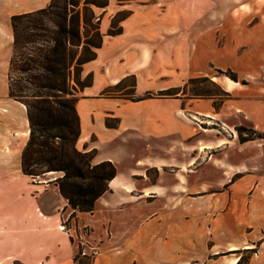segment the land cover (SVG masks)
I'll use <instances>...</instances> for the list:
<instances>
[{"label":"crops","instance_id":"0c3cea01","mask_svg":"<svg viewBox=\"0 0 264 264\" xmlns=\"http://www.w3.org/2000/svg\"><path fill=\"white\" fill-rule=\"evenodd\" d=\"M256 1L234 0L231 4L233 6L221 13H230L231 7L235 6H239L241 10L240 6L244 5L243 9H246L248 5H254ZM203 3L200 5L205 7ZM128 5L132 11L123 21L124 32L117 34L107 32L108 20L107 29L103 33V43L98 48L96 58L84 63V74L92 71L94 80L91 85L81 90L82 96L77 102L82 123L81 135L77 142L78 147L88 150L96 148L95 162L109 159L117 166V173L109 180V189L98 197L92 210H87L91 213L96 211L99 204L106 207L105 209L123 211L131 203L148 199L151 193L154 198H162L165 201L164 205L176 209L180 207V201H176L175 198L167 201L163 194L168 192L169 196L174 197L175 195L170 192L179 191L186 184L182 181H168L170 177L166 174L167 166L183 163L192 165L197 158V154L193 152H198L196 150L199 147L204 149L217 146L221 147L222 151L226 152L225 154L229 155L232 152L239 157L240 148H235V145L242 146L257 138L242 141L237 126L244 124L238 123L235 126L238 135L234 133L233 137L229 138L226 135L208 132L210 137L201 139L202 145L192 151L191 148L184 150L172 144L199 131L201 124L192 123V117H189L186 112L192 113L193 118L203 115L210 120L225 119L224 109L217 108L214 103H210V98L206 99L205 104L201 98L187 105L188 103L184 102L185 98L181 95L164 96L154 93L180 86L181 82L192 75L195 69L193 65L190 67L186 56L193 46H195L193 52L197 54L195 66L202 64L208 57L213 58L209 56L206 49L211 45L215 47L214 35L210 32L216 30L218 26L211 23V18L204 20L205 14L208 15L207 10H203L206 8L201 7V10L198 9L199 7L188 8L182 4V0H132ZM34 8L37 7L30 9ZM227 25L224 23V27L230 29ZM184 30L201 31L202 33L193 38L190 36L185 40L182 39L178 48L181 62L176 63L170 55L166 60H162V45L176 46L173 42L179 37L177 32ZM11 36L13 37V32ZM255 37H258L257 31L250 36L253 39ZM109 43H118V49L114 47L111 50L112 55L116 54L115 51H121V53L103 58V51ZM124 46L129 47L127 49ZM156 50H158L157 53L153 54L152 52ZM200 51L202 55L199 59ZM7 66L8 61L5 62L3 71L5 77ZM201 71L207 73L206 68ZM131 74L136 76V95L144 96L148 91L153 92L154 95L130 99L121 94L113 96L110 95L111 93L107 95L102 93ZM180 74L182 77H178ZM99 75L103 80L97 89L92 90L98 83ZM213 78L220 81L227 91H233L239 81L227 74L214 75ZM230 80L233 81L232 87L227 84ZM256 115L254 126H258L261 120V116L258 113ZM109 117H116L117 124L108 125ZM204 128L207 131L211 129V127ZM254 129L264 132L261 130L264 126L261 129ZM29 130L26 104L10 96L6 91L0 94V162L3 161L10 165L11 169L25 174L35 184L37 191L34 198L23 201L19 206V211L15 212L14 209L12 211L7 207L2 210L0 214V264H79L81 255H78L75 237L82 232V226L75 223L74 217L71 221H66L64 215L71 205L56 182V178L62 176L64 171L51 170L33 178L22 170V150L28 140ZM138 143L144 144L145 147L141 150L136 149L134 144ZM174 146L176 148L174 151H178L179 156L175 157L165 152V149L169 150V147L173 149ZM128 158H130L129 166L123 169L120 165ZM222 159V162L214 164L212 169L221 167L223 171L229 172L222 180L224 184L233 174H241L239 181L248 174H255L247 171L242 161L232 163L225 160V156ZM150 167L158 169V178L155 181L149 178L147 170ZM235 183L237 182L231 184ZM193 184L189 182L187 186L193 187ZM72 211H77V209L72 207ZM127 218L130 219L129 224L138 223L135 230L122 233L117 231L116 233L112 231V219L103 224L105 228L107 227V231L105 234L98 235L101 236V243L97 245L98 253L90 264H149L147 257L152 248L161 253L162 249L165 251L174 244V235L168 232L149 231L141 215H130ZM71 222L72 225L69 226L68 223ZM197 222L196 220L195 225L198 227ZM84 225L88 226L90 233L93 234L95 226ZM231 233L228 223L223 226L221 232L214 234L219 241L208 245V249L213 254H220L227 250L253 248L250 245H255L253 242L243 244L244 242L241 241H232ZM197 237H199V232H197ZM257 239L260 241L258 249L248 264H264V233L257 235ZM87 248L88 246L84 254L87 253ZM236 257L239 255L225 257L221 254L219 260L221 264H234L238 260Z\"/></svg>","mask_w":264,"mask_h":264},{"label":"rangeland","instance_id":"374dc122","mask_svg":"<svg viewBox=\"0 0 264 264\" xmlns=\"http://www.w3.org/2000/svg\"><path fill=\"white\" fill-rule=\"evenodd\" d=\"M50 0H0V94L9 93L8 85V68L9 59L12 53V25L11 15L13 13L26 11L32 7H41L48 4ZM132 0H111L109 5L104 8L95 7L96 13L101 15V30L104 33L107 29L109 20V31L113 16L121 10L119 15H125V18L132 11L128 3ZM205 3V7L200 5ZM234 0H182V4L188 8L201 7L206 8L208 15L205 14L204 20L211 18L210 21L217 29L210 32L213 33V43L206 49L209 58L202 64H196V53L193 52L195 46L191 48V52L186 56L188 64L193 65L195 69L192 71V77H187L177 87H171V92L177 93L162 94L164 96H183L184 102L191 105L197 100L203 99L205 104L209 99L210 103H214L217 108L224 109V120H210L203 115L193 118V114L186 112L189 117H192V123L199 125V131L184 138L180 142L172 143L180 146L184 150H194L202 145L201 139L210 137L208 132L213 134L226 135L232 138L234 133L238 135L236 124L241 123L250 128L261 129L264 126V0H257L254 5H248L246 9L244 5L231 7V12L222 14L223 10L228 9ZM203 3V4H204ZM218 12V13H217ZM220 12V13H219ZM213 13V15H211ZM215 14V15H214ZM123 18L121 20L122 30L124 32ZM224 23H227L226 29ZM257 24V25H256ZM255 26V27H254ZM237 28V29H234ZM258 37L250 38L252 33L256 31ZM179 33L177 41L173 42L176 46L168 47L162 45V60H166L172 56L175 62H181L179 58V45L182 39L190 36L200 35L201 31L184 30ZM261 35V36H259ZM137 36V35H134ZM111 42V41H110ZM193 45V44H192ZM118 43H109L103 51V58L111 57V50L117 48ZM125 48L129 46H124ZM187 49V45H185ZM158 50L152 53H157ZM150 52V50H149ZM199 54L201 58L202 51ZM118 55L121 51H115ZM170 55V56H169ZM182 57V56H181ZM183 55V59H184ZM182 60V58H181ZM8 61L6 67V77L4 76L5 62ZM223 63V64H222ZM229 63V64H228ZM226 64V65H225ZM228 64V65H227ZM179 68V67H178ZM206 68L207 73L201 70ZM231 69L238 77V83L233 91H227L220 81L213 78L214 75H226L219 71ZM180 69V68H179ZM200 70V71H198ZM100 74V72H98ZM178 77H182L180 74ZM195 78V79H192ZM103 78L98 76V83L92 88L97 89ZM214 80V82L212 81ZM233 81H228L229 87L233 86ZM134 78L129 76L119 86H112L111 94L116 96L122 94L124 97L134 96L131 94ZM160 92V91H159ZM155 91V94H160ZM104 95L109 94L102 92ZM152 92L151 96L154 95ZM79 97L82 96L81 90L78 92ZM193 98V99H192ZM261 116L260 121L256 123V114ZM20 119V117H19ZM263 119V120H262ZM116 117H109L107 121L116 122ZM261 123V124H260ZM213 126V127H212ZM204 127H211L209 131ZM264 130V129H261ZM250 132L245 131V134ZM261 132V131H260ZM259 134V133H258ZM257 138L242 146L235 145V148H240V155L230 152L225 154L221 147H208L201 149L200 147L193 152L197 154L195 163L187 165H169L166 169V174L170 177L168 181H182L186 184L183 189L173 193L174 197L169 196L168 192H164L167 201L174 198L180 201V207L173 209L168 205H164L162 198H154L153 193L148 196V199L140 200L139 202L131 203L128 210L115 211L105 209L106 207L98 205L96 211L91 213L87 210L72 211V206L65 212L66 221L69 222L75 218V223L82 226V232L75 237L78 246V255H81V260L84 263L91 261L98 253V244L101 243V234H105L107 227L104 223L112 219V231L124 232L135 230L137 224H129L130 215H141L145 225L151 232H168L174 235L173 245L167 250L158 252L152 248L147 257L149 264H221L219 256L224 254L225 257L230 255H239L240 261L234 264H248L252 256L258 249L259 240L257 235L264 233V137L257 135ZM164 143V142H163ZM132 146V144H130ZM135 148L141 150L145 145L134 144ZM165 149L167 154L179 156L178 151L173 149ZM187 152V151H185ZM184 152V153H185ZM186 154V153H185ZM184 156V155H183ZM225 160L237 163L243 162V166L247 171H252L255 174H248L240 181L238 180L241 174H233L227 183H223V178L229 173L223 171V168L212 169L213 165L222 162V157ZM130 158L126 159L120 166L124 169L129 166ZM180 164V163H178ZM233 168V167H231ZM163 170V169H162ZM148 175L151 181L158 178L157 167H150ZM221 175V178H219ZM217 178H219L217 180ZM237 182L231 184L232 182ZM189 182L194 183L193 187H188ZM37 193L35 184L25 174L17 172L10 168V165L0 162V214L4 208H11L16 211L20 210V205L27 199L34 198ZM105 209V210H104ZM78 220V222H76ZM198 221V227L195 225ZM74 223V222H73ZM229 223L231 230V240L241 241L243 244H253V248H242L241 250H227L220 254H213L209 249L213 242L219 241L214 236L215 233L221 232L223 226ZM84 224L95 226V231L90 233L89 227ZM69 226L72 225L68 223ZM76 225V224H75ZM199 232V237H197ZM235 234V235H233ZM84 235V236H83ZM86 236V237H85ZM153 243V242H152ZM204 243V247L203 246ZM87 253H83L85 248ZM94 246V247H92ZM197 246H199L197 248ZM154 247V246H152ZM196 249H198L196 251ZM233 252V253H232ZM235 259V261H236Z\"/></svg>","mask_w":264,"mask_h":264},{"label":"trees","instance_id":"16d2710c","mask_svg":"<svg viewBox=\"0 0 264 264\" xmlns=\"http://www.w3.org/2000/svg\"><path fill=\"white\" fill-rule=\"evenodd\" d=\"M109 3L110 0H50L44 6L11 15L9 95L26 104L30 126L22 150V170L33 178L51 170L64 171L56 182L69 204L80 210H92L117 173L112 160L94 161L96 148L82 149L77 144L82 130L78 92L94 80L92 71L84 74V63L96 58L103 43L102 17L95 7L105 10ZM120 13L121 10L113 16L110 34L122 30L125 15ZM219 71L238 80L231 69ZM129 76L134 78V96L128 98L151 96L150 91L144 96L136 95V76ZM177 92L168 88L159 93ZM106 93H111V88ZM237 129L242 141L257 135L264 137V132L245 125H238ZM246 130L250 132L245 134ZM79 264L90 261L84 263L80 259Z\"/></svg>","mask_w":264,"mask_h":264},{"label":"bare ground","instance_id":"6f19581e","mask_svg":"<svg viewBox=\"0 0 264 264\" xmlns=\"http://www.w3.org/2000/svg\"><path fill=\"white\" fill-rule=\"evenodd\" d=\"M146 194H148V192H146ZM239 261V258H238V260H237V262Z\"/></svg>","mask_w":264,"mask_h":264},{"label":"built area","instance_id":"2783aa9c","mask_svg":"<svg viewBox=\"0 0 264 264\" xmlns=\"http://www.w3.org/2000/svg\"><path fill=\"white\" fill-rule=\"evenodd\" d=\"M63 226H65V224ZM92 247H94V246H92ZM83 252H86V251L84 250Z\"/></svg>","mask_w":264,"mask_h":264}]
</instances>
